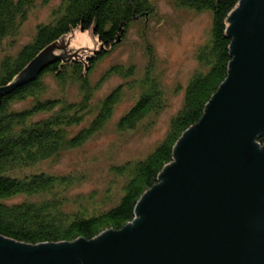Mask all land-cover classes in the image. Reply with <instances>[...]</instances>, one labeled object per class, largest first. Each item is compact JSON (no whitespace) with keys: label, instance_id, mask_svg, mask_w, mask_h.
<instances>
[{"label":"trees","instance_id":"1","mask_svg":"<svg viewBox=\"0 0 264 264\" xmlns=\"http://www.w3.org/2000/svg\"><path fill=\"white\" fill-rule=\"evenodd\" d=\"M38 1L45 5L51 2L0 0V48L4 41L18 35ZM174 1L196 12H209V36L197 51L200 68L189 81L183 107L171 119L163 141L146 158L112 167V173L122 183L118 201L106 189L102 194L91 192L78 197L75 208L67 210L69 201L64 193L83 178L52 174L45 171L44 164L63 152L80 148L112 116L123 98L122 88L118 87L102 101L99 110L92 112L96 86L89 77L133 24L152 16V1L60 0L52 10L51 20L37 26L30 43L0 60L1 90L17 84L21 74L43 51L77 29L91 30L99 48L86 62L58 60L34 80L0 95L1 237L30 246L91 241L105 232L123 230L136 218L139 200L158 184L164 168L174 161L175 146L184 133L200 123L207 105L228 78L232 62L233 39L228 38V18L240 0ZM143 29L146 33V25ZM105 74L131 79L127 88L136 94L134 105L117 122L118 131L135 130L145 118L164 108L160 83L150 69L142 78L134 66H112ZM47 76L61 89L55 98H44L47 86L43 78ZM70 88L77 89V101L69 98ZM92 114L96 115L87 127L74 131ZM259 142L264 144V137Z\"/></svg>","mask_w":264,"mask_h":264},{"label":"water","instance_id":"2","mask_svg":"<svg viewBox=\"0 0 264 264\" xmlns=\"http://www.w3.org/2000/svg\"><path fill=\"white\" fill-rule=\"evenodd\" d=\"M227 33L228 78L139 200L133 222L74 243L30 246L0 236V264H264V0H240ZM97 45L91 30H75L0 95L68 61L69 52L87 61Z\"/></svg>","mask_w":264,"mask_h":264},{"label":"rangeland","instance_id":"3","mask_svg":"<svg viewBox=\"0 0 264 264\" xmlns=\"http://www.w3.org/2000/svg\"><path fill=\"white\" fill-rule=\"evenodd\" d=\"M59 1L51 0L46 5L38 1L37 6L28 13L18 35L4 41L0 48V60L10 53H17L22 46L30 43L37 26L51 20L52 10ZM151 1L154 7L152 16L133 24L128 34L97 65L89 77L96 86L91 103L92 112L100 109L102 101L108 95L118 87L122 88L123 98L114 107L112 116L80 148L63 152L56 159L44 164L45 171L52 174H70L83 178L64 193L69 201L67 210L75 208L78 197L87 196L91 192L102 194L106 189H110L114 200L118 201L122 183L117 181L112 167L146 158L163 141L171 119L183 107L189 81L200 68L196 55L208 39L210 13L181 7L174 0ZM145 25L146 33L143 29ZM90 56L93 54L88 55ZM116 65L124 68L134 66L139 78L150 69L162 90L161 101L164 108L160 113L148 116L135 130L127 132L118 131L117 122L134 105L136 94L133 95L134 92L127 88L131 79H123L118 75L106 77L105 73L109 68ZM43 81L47 86L44 98L59 96L61 89L51 77L47 76ZM67 92L72 101L78 100L75 96L78 94L77 89L70 88ZM95 115L92 114L90 119L86 116L87 120L74 131L87 127Z\"/></svg>","mask_w":264,"mask_h":264},{"label":"flooded vegetation","instance_id":"4","mask_svg":"<svg viewBox=\"0 0 264 264\" xmlns=\"http://www.w3.org/2000/svg\"><path fill=\"white\" fill-rule=\"evenodd\" d=\"M101 45V44H100ZM101 48L103 47L102 45L100 46ZM65 51H66V49H65ZM67 52V51H66ZM91 54H93V56H94V53H95V51L94 52H90ZM89 53V54H90ZM87 54V53H86ZM90 54V55H91ZM68 61H81V62H86V60L84 59V61L83 60H81V58L79 57V55H75V51H73V52H69V54H68Z\"/></svg>","mask_w":264,"mask_h":264}]
</instances>
